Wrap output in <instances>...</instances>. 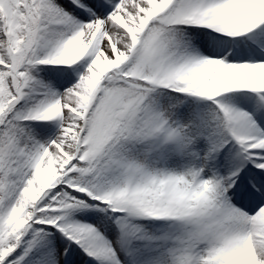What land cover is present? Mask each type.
I'll list each match as a JSON object with an SVG mask.
<instances>
[{
  "label": "snow or ice",
  "instance_id": "1",
  "mask_svg": "<svg viewBox=\"0 0 264 264\" xmlns=\"http://www.w3.org/2000/svg\"><path fill=\"white\" fill-rule=\"evenodd\" d=\"M0 264H264V0H0Z\"/></svg>",
  "mask_w": 264,
  "mask_h": 264
}]
</instances>
